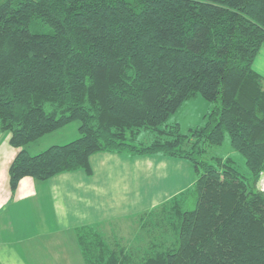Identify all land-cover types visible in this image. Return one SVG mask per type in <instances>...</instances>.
I'll use <instances>...</instances> for the list:
<instances>
[{
    "label": "trees",
    "instance_id": "obj_1",
    "mask_svg": "<svg viewBox=\"0 0 264 264\" xmlns=\"http://www.w3.org/2000/svg\"><path fill=\"white\" fill-rule=\"evenodd\" d=\"M261 48L264 0H0V133L20 149L10 192L24 178L90 176L97 153L187 161L194 185L137 215L144 246L74 229L83 264H264ZM197 95L215 106L180 134L168 120ZM74 121L78 139L24 150ZM226 135L248 178L203 159Z\"/></svg>",
    "mask_w": 264,
    "mask_h": 264
},
{
    "label": "crops",
    "instance_id": "obj_2",
    "mask_svg": "<svg viewBox=\"0 0 264 264\" xmlns=\"http://www.w3.org/2000/svg\"><path fill=\"white\" fill-rule=\"evenodd\" d=\"M252 68L264 79V48H261L254 59ZM71 124L44 135L26 145L24 150L34 155L41 152V149L34 148L36 146L63 145L71 141L72 139L68 140L73 135L71 131H77L78 135L79 129L76 124L70 128ZM68 132L71 133L67 134ZM9 139V133H0V264H83L74 229L80 226L101 228L104 225L111 229L113 226L111 222L121 217L125 218L128 208L136 206V202L132 200L129 207L123 203L111 202L108 205L110 215L100 210L95 200L103 193L95 191L92 167L90 176L83 171H76L59 174L44 182L24 178L19 182L15 192L11 193L8 185V168L20 149L13 148L9 144ZM114 155L127 157L129 162L134 161L135 166L139 159H147L141 165L144 163L149 167L156 166L157 179L160 177L164 179L166 175L164 171L169 165V160H179L161 155L146 157ZM102 157L106 161L107 158L105 156L100 158ZM123 161H118L116 164L119 166ZM152 187L153 190L156 188ZM160 188L159 185L155 191ZM189 188L188 186L174 193L168 199H165L162 193H158L152 199L154 203L151 206L153 207L145 210H151ZM148 189L151 187L149 186ZM160 195L161 200L158 201ZM120 210L123 211L118 213ZM145 210L143 212H146ZM131 212L133 215L129 217L143 213L140 211L136 214L135 210Z\"/></svg>",
    "mask_w": 264,
    "mask_h": 264
},
{
    "label": "rangeland",
    "instance_id": "obj_3",
    "mask_svg": "<svg viewBox=\"0 0 264 264\" xmlns=\"http://www.w3.org/2000/svg\"><path fill=\"white\" fill-rule=\"evenodd\" d=\"M214 106V103L208 102L200 95H197L195 99L185 102L178 109V111L169 118L168 124L177 123L179 125L180 134L187 135L189 130L203 126L205 124L206 115L213 110ZM75 124L78 125V127L80 125L78 121H74L72 122L70 128L75 126ZM71 132L73 133L71 136L73 138H68V140H72L66 142L65 144L70 143L80 137L79 132L78 135L77 131ZM71 132H68L67 134H70ZM54 143H56V141ZM51 145L53 144H47L46 146L43 145L44 148L43 146H36L34 148L41 149L40 151L42 152L51 147ZM205 149L206 153L203 157L204 160L213 163L214 158H220L222 163H225V161L229 159L232 162L231 165L241 176L245 178L250 176L249 170L245 165L244 157L242 154L234 151L230 147V141L227 135L224 137L222 145ZM30 152H32L31 149ZM95 155L93 157L91 156L92 158H90L89 162L94 171L93 180L95 182V191H101V193H103V195H100L99 198L95 200L100 210L104 211L105 213H109L108 205L111 204V202L123 203V205H126L127 207H129L132 200L136 202V206H131L128 208L126 212L127 214H125L127 216L125 218L121 217L119 220L111 222L113 225L112 228L114 229L111 230L109 227L106 228L105 226L107 225H104L105 229L103 226L100 228V230H104V233L107 235L112 233L125 239L128 242V245H136L134 242H137L140 243V246H144V242L149 241L147 236L143 237L139 234L140 231L136 221L137 216L135 215L129 217L132 214L131 210H135V212H137L136 214H138L140 211L143 212L145 209L153 207L151 204L154 203L152 200L154 195L162 193V196H164L165 199H168L174 193H178L186 189L188 186L192 187L197 179V175L192 165L187 161L169 160V165L164 171L166 172L164 179L163 177L157 179L158 173L156 171V166L149 167L144 165V163L141 165L142 162L147 160L145 158L136 161L137 165L135 166L134 161H132V163L129 162L127 157L110 153H97ZM100 155L105 156V158H107L105 159L106 161H104L103 157L100 158ZM122 160L124 161L118 166L116 162ZM161 180L163 181L161 182ZM157 184L158 186L160 185L161 188L158 191H155V189L158 187L156 186ZM148 185L151 187V189H148ZM259 185L260 190L263 189L261 191H264V176L261 179ZM152 186L156 188L153 190ZM160 197L161 195L158 197V201L161 200ZM194 198L195 197L191 195L187 199L188 203L186 210L194 209ZM122 211L123 210H120L118 213H121ZM170 237V235H165V237H162L163 239L169 238L167 245H170L172 242L175 243L176 241V237L173 240Z\"/></svg>",
    "mask_w": 264,
    "mask_h": 264
},
{
    "label": "built area",
    "instance_id": "obj_4",
    "mask_svg": "<svg viewBox=\"0 0 264 264\" xmlns=\"http://www.w3.org/2000/svg\"><path fill=\"white\" fill-rule=\"evenodd\" d=\"M260 186V185H259ZM261 190H263V189H261Z\"/></svg>",
    "mask_w": 264,
    "mask_h": 264
}]
</instances>
